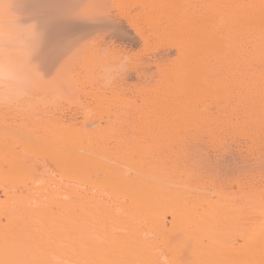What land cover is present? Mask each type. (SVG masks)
Instances as JSON below:
<instances>
[{"label":"bare ground","instance_id":"6f19581e","mask_svg":"<svg viewBox=\"0 0 264 264\" xmlns=\"http://www.w3.org/2000/svg\"><path fill=\"white\" fill-rule=\"evenodd\" d=\"M5 6L38 40L31 88L0 100V264H264V170L244 181L210 175L196 128L229 101L209 61L249 50L264 63V0ZM114 17L165 50L148 42L120 69L123 54L101 48L127 35Z\"/></svg>","mask_w":264,"mask_h":264},{"label":"rangeland","instance_id":"374dc122","mask_svg":"<svg viewBox=\"0 0 264 264\" xmlns=\"http://www.w3.org/2000/svg\"><path fill=\"white\" fill-rule=\"evenodd\" d=\"M114 18L116 19L117 23H120L121 29H126L125 32L127 33V35L111 34V36L107 38L106 44L101 48H103L102 50L105 54L109 53L110 56L114 54L116 55L117 52L118 55L121 54L122 56L123 54L120 62L118 63L120 69H131L133 67L132 64H134V61L137 60V57L147 49H153L155 46L157 47L158 45H160L158 46L160 50H165L166 45L164 46V44L166 43H164V41L160 37L157 38V35H154L155 38L154 36H151L149 38L150 40L148 41L149 43L147 42L148 44L152 43L151 45L154 47H151L150 45L148 46L147 43L142 42L138 37L134 36L133 31L127 25L126 20L119 17ZM158 35L160 36V34ZM161 40L163 43L158 42ZM112 43L114 46L111 45ZM161 43L163 45L162 47ZM110 45L112 48L110 47ZM106 46H108L109 49ZM104 47H106V49ZM115 49L117 50V52ZM119 52L121 53L119 54ZM109 54L107 56H109ZM251 54L252 52H249L248 50L240 51L236 54L220 55L214 57L206 64L207 67L219 66L220 69L222 68L221 70L224 74L225 72H228L227 75L223 74V76L226 77H218L217 83L221 88L223 87V89L225 87H228L229 90H227V92H229V94L227 93V95L229 97H227V99L229 98V101H223V109L215 111L212 114L209 113L210 116L207 115V118H204V116H202V118L200 115V117L198 118L199 120H197V122H199L196 125V128H198L199 132L201 130V135H199L200 137L198 138V142L200 144V147L202 148V151L205 153L203 154L205 156L207 155L206 159L209 161V164L206 166V171L208 170V172L212 176L214 174V176L216 175L225 178L227 181H234V179H240L244 181L246 180V178H248L247 176L257 174L258 171L264 170V63H253L254 60L252 59ZM262 55L264 57V51L262 52ZM172 56H174V54H172ZM130 62L132 64H130ZM245 63H247V65H245ZM205 69L206 68H204V70ZM246 69L247 71H244ZM261 71L262 73H260ZM166 72L168 71H165V74L167 75L163 74L162 77L160 74V77H157V79L163 78L162 80L159 79V81L163 82L164 79L167 80L166 77L169 78V75H173L170 72ZM252 72L256 73L255 75L257 76H254V73L252 74ZM136 73L137 72H132L127 79L122 80V82H124V87L127 90L130 89V94L127 95L129 100H127L126 103L130 102V99H132L131 95L135 94V91L131 89H134L136 85V87H138ZM121 78L122 75H118L114 80V83L116 82V84H112V86L117 85V82H119V80L121 81ZM257 80L259 83L257 82ZM255 86L258 88H256ZM253 87L255 88V90H257V93L258 89L260 92L257 96V101H254L255 104L253 102V104L249 105L248 99L251 98L250 95H254ZM207 100L205 102L206 104L211 103V101L215 102L217 101V97L211 99L209 98V100ZM128 104H126V107L128 106ZM253 113H255L254 117L252 115ZM255 115L256 117H260L259 119L262 118L263 120L258 123L256 122L257 124L254 125L253 122L255 123V121H251L255 118ZM248 116H251V121ZM245 120L248 121L246 122ZM249 121L250 126L249 124L246 125ZM237 153H239V155Z\"/></svg>","mask_w":264,"mask_h":264},{"label":"clouds","instance_id":"9594fccd","mask_svg":"<svg viewBox=\"0 0 264 264\" xmlns=\"http://www.w3.org/2000/svg\"><path fill=\"white\" fill-rule=\"evenodd\" d=\"M38 33L10 6L0 7V100L21 99L31 88L29 64Z\"/></svg>","mask_w":264,"mask_h":264}]
</instances>
